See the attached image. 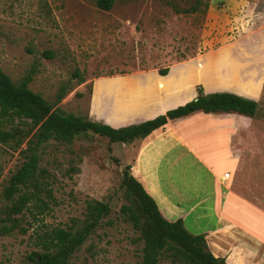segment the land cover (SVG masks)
I'll return each instance as SVG.
<instances>
[{
	"label": "rangeland",
	"instance_id": "obj_1",
	"mask_svg": "<svg viewBox=\"0 0 264 264\" xmlns=\"http://www.w3.org/2000/svg\"><path fill=\"white\" fill-rule=\"evenodd\" d=\"M96 1L0 0V69L15 84L32 72L29 90L48 103L61 87H70L57 107L90 120L87 110L95 81L158 73L193 58L216 57L208 60L214 68L221 60L223 74L234 71L246 76V84L258 86L257 115L232 147L239 166L229 187L264 212V0H201L192 14L182 11L192 7L193 0H112L107 11ZM225 47L230 54L221 53ZM79 77L83 84H78ZM3 151L0 207L1 190L22 162L17 153ZM133 154V149L92 134L78 136L69 145L48 142L39 167L50 184V208L36 223L24 214L21 224L31 225L26 235L0 236V264H26L33 250L29 236L38 223L65 227L71 219L81 221L91 200L108 204L110 213L71 264H139L138 233L119 215L126 204L122 174Z\"/></svg>",
	"mask_w": 264,
	"mask_h": 264
},
{
	"label": "crops",
	"instance_id": "obj_2",
	"mask_svg": "<svg viewBox=\"0 0 264 264\" xmlns=\"http://www.w3.org/2000/svg\"><path fill=\"white\" fill-rule=\"evenodd\" d=\"M226 48L221 53L230 54ZM215 59L173 64L165 76L130 73L95 81L88 117L114 129L137 125L194 100L198 87L204 94L226 92L257 102L258 86L246 84V76L234 71L223 74L221 60L215 69L208 61ZM249 122L233 113L194 112L168 121L144 139L121 144L134 150L130 174L161 216L168 222L180 220L192 235H203L212 256L226 264H264V212L229 187L239 166L232 147Z\"/></svg>",
	"mask_w": 264,
	"mask_h": 264
},
{
	"label": "trees",
	"instance_id": "obj_3",
	"mask_svg": "<svg viewBox=\"0 0 264 264\" xmlns=\"http://www.w3.org/2000/svg\"><path fill=\"white\" fill-rule=\"evenodd\" d=\"M193 2L194 5L182 13L197 11L201 0ZM112 4V0L96 1V6L104 11ZM167 72L168 68H165L158 74L165 76ZM74 75L78 76L77 73ZM32 77L33 73L29 72L19 84H15L0 69V159L3 147L22 159L1 190L0 236L26 235L31 225L25 227L21 224L24 214L28 213L36 223L49 210L52 192L39 163L40 152L50 141L69 145L78 136L92 134L107 139L110 144H131L144 139L168 121L194 112L233 113L254 118L259 109L258 102L253 100L226 92L204 94L198 87L196 98L183 106L152 120L114 129L87 117L65 114L57 106L71 88L61 87L54 102L48 103L29 90ZM83 83L79 77L78 84ZM120 185L126 204L120 207L119 215L138 233V240L142 243L139 264H160L163 261L168 264H226L224 259L212 256L203 235H192L180 220L168 222L161 216L155 202L131 176L129 166L123 170ZM109 213L108 204L91 200L85 203L81 221L71 219L65 227L38 223L29 236L33 250L26 256L25 263L71 264L72 257Z\"/></svg>",
	"mask_w": 264,
	"mask_h": 264
},
{
	"label": "built area",
	"instance_id": "obj_4",
	"mask_svg": "<svg viewBox=\"0 0 264 264\" xmlns=\"http://www.w3.org/2000/svg\"><path fill=\"white\" fill-rule=\"evenodd\" d=\"M223 178L227 179L228 178V174L223 175Z\"/></svg>",
	"mask_w": 264,
	"mask_h": 264
}]
</instances>
